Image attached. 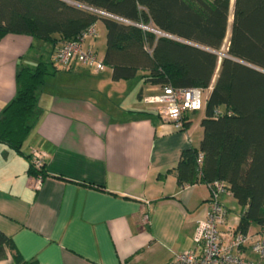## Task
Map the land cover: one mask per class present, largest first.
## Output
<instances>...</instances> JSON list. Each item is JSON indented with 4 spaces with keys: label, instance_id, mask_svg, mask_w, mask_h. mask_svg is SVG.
<instances>
[{
    "label": "crops",
    "instance_id": "crops-1",
    "mask_svg": "<svg viewBox=\"0 0 264 264\" xmlns=\"http://www.w3.org/2000/svg\"><path fill=\"white\" fill-rule=\"evenodd\" d=\"M96 27L87 44L105 50L106 26ZM32 44L27 33L0 40V115L17 93L20 62L32 64L24 61ZM55 64L39 89V118L24 153L0 142V229L36 264H167L194 248L210 189L202 182L179 185L175 168L185 148L200 144L205 107L198 116L202 109L189 111L187 129H179L144 111L153 108L140 92H157L159 85L135 84L136 76L114 79L108 65ZM31 146L47 152L52 174L39 189L28 170ZM223 194L234 195L220 194L229 209L225 229L236 220ZM0 264L18 262L9 255Z\"/></svg>",
    "mask_w": 264,
    "mask_h": 264
},
{
    "label": "trees",
    "instance_id": "trees-1",
    "mask_svg": "<svg viewBox=\"0 0 264 264\" xmlns=\"http://www.w3.org/2000/svg\"><path fill=\"white\" fill-rule=\"evenodd\" d=\"M230 9L231 0H0V40L9 32L27 33L57 49L103 21V60L114 79L141 73L144 82L160 87L213 83L203 137L182 151L177 180L181 186L224 181L241 204L237 228L246 231L264 226V0H235L228 48L221 53ZM50 63L55 59L20 62L17 93L2 109L0 142L19 153L39 118V89ZM189 122L186 116L183 129ZM26 155L30 174L50 173L46 162L36 167ZM9 255L18 264H36L0 229V259Z\"/></svg>",
    "mask_w": 264,
    "mask_h": 264
},
{
    "label": "built area",
    "instance_id": "built-area-1",
    "mask_svg": "<svg viewBox=\"0 0 264 264\" xmlns=\"http://www.w3.org/2000/svg\"><path fill=\"white\" fill-rule=\"evenodd\" d=\"M96 25H91L82 34L71 40L61 42L55 52V60L62 68H69L74 62L90 66L95 70H103L106 64L98 51L87 44L89 38L97 35ZM203 86L164 85L157 92L145 94L144 101L159 112L167 122L176 128L183 129L189 111L205 107L207 97L212 89ZM29 152L36 167H41L48 157L45 150L31 146ZM203 153L199 154V162ZM33 186L39 189L44 180L50 176L30 174ZM210 189L209 208L198 220L194 241L196 246L177 254L167 264H264V226L260 229L249 228L246 231L237 228L236 222L221 228L227 220L229 209L220 199V194H233L222 180L207 183Z\"/></svg>",
    "mask_w": 264,
    "mask_h": 264
},
{
    "label": "rangeland",
    "instance_id": "rangeland-1",
    "mask_svg": "<svg viewBox=\"0 0 264 264\" xmlns=\"http://www.w3.org/2000/svg\"><path fill=\"white\" fill-rule=\"evenodd\" d=\"M234 6H235V0H231V9H230V18H229V24H228V32H227V36L224 40V44L223 47L221 49V53H224L227 48H228V44H229V38L231 35V27H232V21H233V13H234ZM98 29H99V25H98ZM155 31L159 32V30L155 29ZM33 44L32 46L29 47V50L27 51L24 61H31L32 64L36 63L37 61H39L41 59V57L43 56V59L45 60H51L52 59V54H51V48H50V44L49 42L43 40V39H39V38H35L33 37ZM104 47L99 45V48H97L98 53L100 56H102L104 54L103 50ZM55 63L51 64L50 63V69L53 71L55 69ZM135 84L138 82H142L144 83V81H142V77H141V73H139L135 78H133ZM215 80V79H214ZM146 87L148 88H152L153 85L155 84H151V83H146ZM154 88L158 87V86H153ZM160 87V85H159ZM156 91V90H155ZM203 113V109L199 111L198 115H201ZM28 136V135H27ZM27 139V137H26ZM26 142H24V147H27V140H25ZM223 197L228 201L229 206H231L232 210L231 213L233 216H235L236 214H239V211L241 209V204H239L238 200L234 197V196H229L227 194H223Z\"/></svg>",
    "mask_w": 264,
    "mask_h": 264
},
{
    "label": "water",
    "instance_id": "water-1",
    "mask_svg": "<svg viewBox=\"0 0 264 264\" xmlns=\"http://www.w3.org/2000/svg\"><path fill=\"white\" fill-rule=\"evenodd\" d=\"M64 1H67V0H64ZM69 2V1H68ZM73 3V2H72ZM73 4H75V3H73ZM196 45H198V44H196ZM241 61V60H240ZM247 63V62H246ZM247 64H249L250 66H253V67H255V68H258V69H261V68H259V67H257V66H255V65H253V64H250V63H247ZM262 70V69H261Z\"/></svg>",
    "mask_w": 264,
    "mask_h": 264
}]
</instances>
